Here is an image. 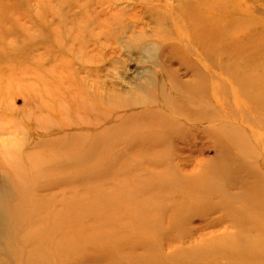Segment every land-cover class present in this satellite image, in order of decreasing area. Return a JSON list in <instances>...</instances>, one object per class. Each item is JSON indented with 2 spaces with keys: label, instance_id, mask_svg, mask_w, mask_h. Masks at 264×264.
I'll use <instances>...</instances> for the list:
<instances>
[{
  "label": "rangeland",
  "instance_id": "rangeland-1",
  "mask_svg": "<svg viewBox=\"0 0 264 264\" xmlns=\"http://www.w3.org/2000/svg\"><path fill=\"white\" fill-rule=\"evenodd\" d=\"M194 1L0 0V264H264V16L207 56Z\"/></svg>",
  "mask_w": 264,
  "mask_h": 264
},
{
  "label": "bare ground",
  "instance_id": "bare-ground-1",
  "mask_svg": "<svg viewBox=\"0 0 264 264\" xmlns=\"http://www.w3.org/2000/svg\"><path fill=\"white\" fill-rule=\"evenodd\" d=\"M237 3L238 5L242 6L239 10L241 11L242 14L247 15L248 17H258V16H264V0H195L191 4V10L190 15L188 14V22L190 24V29H191V37H194L197 41H199L206 49L204 50V53L207 56H213L215 51H220L221 46L226 44V37L232 34L231 30H233V33L238 37L240 34L237 32V29L240 28L241 32V27L245 28L244 25H240L241 23H244L243 20L240 19L242 14L236 18L231 17L229 13L227 6H230V4L235 5ZM253 25V24H252ZM251 26V25H250ZM249 26V27H250ZM258 25H253L254 27V32L251 30L247 29L242 32L245 33L244 37H247L249 41H255L258 39V35H260L261 39L264 37V28H258ZM248 27V28H249ZM232 39V37H231ZM213 53V54H212ZM238 62V61H237ZM240 64V63H239ZM234 70V69H233ZM264 72V71H263ZM244 73L239 70L236 71V77H237V84L242 83V82H249L251 83L250 85L255 87V91H258V88L261 89L264 87V77H260L259 79H256L255 73H251L248 76V79L239 81L238 77H242ZM258 83V84H257ZM261 85V86H260ZM264 89V88H263ZM184 98H191V96H186ZM264 99V96L256 98V102L258 100ZM179 112H185L187 116L195 118L197 116L199 119H203V112L200 110L197 111L194 107L190 108H185L184 106L179 107L177 109ZM196 110V111H195ZM197 112V113H196ZM158 114H160L158 112ZM161 119V117H159ZM159 125V124H157ZM221 132V131H220ZM219 132V133H220ZM243 140L238 137L237 139V144H241ZM66 144L64 142V139H59L58 140V145H51L60 148L62 145ZM221 145L224 147H229L228 154L229 156L235 154L234 150V145L233 143L228 140V139H222L221 140ZM242 145V144H241ZM244 148L248 149L247 143L245 141ZM250 150V149H248ZM243 158V153L239 154ZM251 164V163H250ZM239 166V165H238ZM242 166V165H241ZM239 166V168H232L229 166L227 167V172L226 174L229 176L231 173L236 174V173H241L243 170ZM224 167V166H223ZM234 168V169H233ZM248 170L251 171V168L248 167ZM219 169H217L214 174H218ZM255 171V169H254ZM225 173V171H224ZM195 176V175H191ZM189 180L191 181V178L189 177ZM193 182L195 183V178H192ZM216 188H211L213 190H217L218 193H221V191L225 190L223 187L215 186ZM193 193V192H192ZM252 198L257 201L263 200L264 199V191H260L259 193L255 194L252 196ZM251 198V199H252ZM153 200V199H152ZM157 201H160L159 199H156ZM192 200V199H191ZM190 200V201H191ZM264 204V201L261 202ZM190 203H187L185 206H188ZM184 203H181V208L179 205H174L173 206V211L176 212H181L180 210L182 209L181 215H183L182 219H176L178 223V227L175 230H183V224L186 223L187 216L185 215L187 211H183V206ZM172 206V205H171ZM171 208V207H170ZM169 207H166L165 211L171 210ZM180 208V209H179ZM241 228V227H240ZM188 235V230H185L184 237ZM174 234L169 235L170 240H174ZM248 238V236L246 237ZM169 240V241H170ZM177 241V240H175ZM254 245L252 243V239L248 238L245 242L244 245H241L240 247H233V245H226L225 243L222 245V255L223 257L227 258L228 260L234 262V261H240V255L241 253L244 252H250L253 249ZM235 253L238 254L237 257H235ZM229 256L232 257V259L229 258Z\"/></svg>",
  "mask_w": 264,
  "mask_h": 264
}]
</instances>
